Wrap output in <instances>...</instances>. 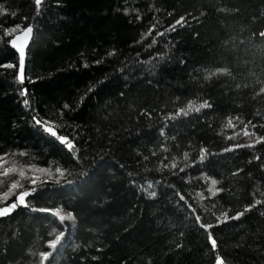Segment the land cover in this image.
<instances>
[{"label":"trees","instance_id":"obj_1","mask_svg":"<svg viewBox=\"0 0 264 264\" xmlns=\"http://www.w3.org/2000/svg\"><path fill=\"white\" fill-rule=\"evenodd\" d=\"M262 32L264 0H0V264H264Z\"/></svg>","mask_w":264,"mask_h":264},{"label":"snow or ice","instance_id":"obj_2","mask_svg":"<svg viewBox=\"0 0 264 264\" xmlns=\"http://www.w3.org/2000/svg\"><path fill=\"white\" fill-rule=\"evenodd\" d=\"M35 4H36L37 6H39V5L41 4V0H35ZM182 21H183V17H181V19L177 21V24H181ZM174 27H175V26H173V29H174ZM16 30H17L16 28H13V29H10V30H8V31H9V34H11L12 32H15ZM25 31H26V34H27V33H31V32H32V29H31V27H29V28H27ZM260 35H261V36H264V32H262ZM12 43L15 44V41H12ZM23 65H24V51H23V49H21V50H20V71H21V73L23 72ZM222 71H224V70H222ZM22 78H23V77H21V79H22ZM261 92H264V88L261 89ZM204 107H210V105H208L207 103H204V104H201V105H199L198 107H195V108H193V105H192V104H189V105H188L189 110H195V111H199L200 108H204ZM181 112H183L185 115H187V112L184 111L183 109L181 110ZM37 123L39 124V123H41V122H40V121H37ZM228 124H229V126H233V127H234V125L232 124V120H231V119H229ZM45 131L49 132V134H51V135H56V133H55L51 128H47V127H45ZM244 134H245V135H249L248 132H245ZM59 139L61 140L62 143H65L66 146H67L69 149H73V145H72L70 142H67V140H66L65 137H59ZM262 139H264V138H262ZM57 171H60V170L57 169ZM4 175H7V173H4ZM216 184H217V181L213 180V181H212V185L215 186ZM16 187H17V184H13V185H12V188H16ZM215 194H216V191L213 190V191H212V195H215ZM7 195H8V194L6 193L4 198H7ZM27 195H30V193H28V192H22L19 196H17V202L20 203V204H23V203H24V197L27 196ZM17 202L12 203V204L9 206L8 209L0 208V216L6 215L10 209H14V208L17 206ZM257 203H259V201H258ZM57 215H59V213H57ZM68 218H72V217H71V214H69V217H68ZM60 219L63 220V219H64V216H60ZM209 227H211V226H209ZM58 239H59V237H57V240H58ZM55 242H56V241H53V242H52V246H55ZM211 244H212L213 248L216 247V241H215L214 239L211 240ZM41 255H42L45 259H46L47 256H48L47 253H43V254H41ZM217 264H224L222 258H219V259L217 260Z\"/></svg>","mask_w":264,"mask_h":264},{"label":"water","instance_id":"obj_3","mask_svg":"<svg viewBox=\"0 0 264 264\" xmlns=\"http://www.w3.org/2000/svg\"><path fill=\"white\" fill-rule=\"evenodd\" d=\"M29 27H31V29H32V26H28L27 28H29ZM27 28H25L24 30L16 33L11 39V46L16 50V52L19 55V58H20V50L23 49V51H24L23 72L21 73V71H20V77L24 76V69H25L27 51H28L29 45H30V43L32 41V38H33V29H32L31 33H27L26 34L25 30ZM12 41H15V44H13ZM48 128H50V127H48Z\"/></svg>","mask_w":264,"mask_h":264},{"label":"rangeland","instance_id":"obj_4","mask_svg":"<svg viewBox=\"0 0 264 264\" xmlns=\"http://www.w3.org/2000/svg\"><path fill=\"white\" fill-rule=\"evenodd\" d=\"M8 208H9V207H6V208L4 207V209H8ZM10 210H11V209H10ZM10 210H9V211H10ZM9 211H8V212H9Z\"/></svg>","mask_w":264,"mask_h":264}]
</instances>
